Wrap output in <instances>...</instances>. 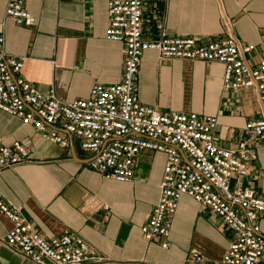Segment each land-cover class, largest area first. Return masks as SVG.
<instances>
[{
  "label": "crops",
  "instance_id": "1",
  "mask_svg": "<svg viewBox=\"0 0 264 264\" xmlns=\"http://www.w3.org/2000/svg\"><path fill=\"white\" fill-rule=\"evenodd\" d=\"M108 0H26L35 17L32 27L6 18L8 0H0V35L6 54L24 59L18 78L37 90L66 102L87 99L95 84L120 82L124 48L108 42L105 31ZM143 35L158 38L163 21L169 37L198 41L233 38L256 50L247 58L264 60V0H145ZM223 67L216 63L162 60L145 53L138 74V95L146 106L164 113L195 112L216 116V140L226 149L246 138L245 124L260 116L262 105L254 91L225 93ZM254 100L256 110L246 107ZM68 146L52 144L32 127L0 112V143H22L29 161L0 171V195L45 237L65 232L77 235L102 259L96 264H184L192 253L218 261L233 234L208 208L182 197L168 239L145 241L141 227L160 196L166 156L143 153L134 180L119 184L89 167L91 156L64 131ZM243 182L264 193V147L255 149ZM11 224L0 218V264H34L4 244ZM264 232V222H262Z\"/></svg>",
  "mask_w": 264,
  "mask_h": 264
},
{
  "label": "built area",
  "instance_id": "2",
  "mask_svg": "<svg viewBox=\"0 0 264 264\" xmlns=\"http://www.w3.org/2000/svg\"><path fill=\"white\" fill-rule=\"evenodd\" d=\"M145 0H108L105 39L121 44L124 61L120 82L95 84L87 99L60 100L55 90L44 93L17 75L24 59L6 54L0 35V112L32 127L46 141L67 147L58 131L74 137L80 150L91 156L89 167L119 184L134 180L135 168L145 152L166 156L160 196L141 233L147 242L169 248L175 215L182 197L210 209L233 234L218 261L192 253L184 264H264V193L243 182L255 149L264 147V60L252 64L247 58L256 47H241L227 37L198 41L169 37L163 21L156 24L158 38L143 35ZM7 19L20 27L35 25L26 0H8ZM147 52L162 60L216 63L223 67L225 93L254 91L262 105L258 118L245 124L246 138L226 149L216 140L218 118L195 112L164 113L143 104L138 95V74ZM29 161L20 142L0 143V171ZM0 218L11 227L4 244L34 264H96L102 259L77 235L65 232L45 237L0 195Z\"/></svg>",
  "mask_w": 264,
  "mask_h": 264
},
{
  "label": "rangeland",
  "instance_id": "3",
  "mask_svg": "<svg viewBox=\"0 0 264 264\" xmlns=\"http://www.w3.org/2000/svg\"><path fill=\"white\" fill-rule=\"evenodd\" d=\"M246 109L249 110V111H252V109L253 110H256V108H255V102H254L253 98L250 101L249 105L246 107Z\"/></svg>",
  "mask_w": 264,
  "mask_h": 264
}]
</instances>
